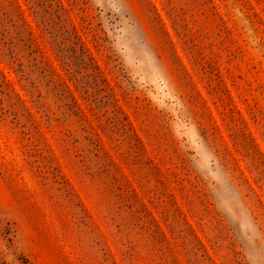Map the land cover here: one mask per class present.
Segmentation results:
<instances>
[{"label":"rangeland","instance_id":"rangeland-1","mask_svg":"<svg viewBox=\"0 0 264 264\" xmlns=\"http://www.w3.org/2000/svg\"><path fill=\"white\" fill-rule=\"evenodd\" d=\"M0 264H264V0H0Z\"/></svg>","mask_w":264,"mask_h":264},{"label":"trees","instance_id":"trees-1","mask_svg":"<svg viewBox=\"0 0 264 264\" xmlns=\"http://www.w3.org/2000/svg\"><path fill=\"white\" fill-rule=\"evenodd\" d=\"M18 9H19V8H18ZM20 15H22V14H20ZM22 20H23V19H22ZM23 22H24V24H26V22H25L24 20H23ZM30 35H31V34H30ZM32 41H34V40L31 39V42H32ZM55 45H56V44H55ZM60 50H62V49H60V47H59V48L57 47V51L60 52ZM90 59H92V58H90ZM259 153H260V152H259ZM260 154H261V153H260ZM150 224H151L152 226H154V228H156V230L154 231V233H155V237H157V232L159 233L158 230H160L159 226L157 225V221L153 219V220L150 221ZM162 239H163V238H162Z\"/></svg>","mask_w":264,"mask_h":264}]
</instances>
